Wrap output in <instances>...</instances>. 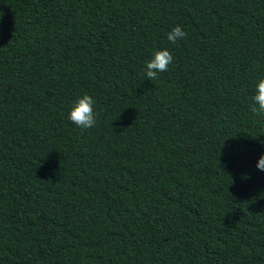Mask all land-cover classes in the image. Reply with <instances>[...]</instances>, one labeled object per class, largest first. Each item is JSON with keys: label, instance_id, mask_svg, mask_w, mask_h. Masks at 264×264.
Returning a JSON list of instances; mask_svg holds the SVG:
<instances>
[{"label": "trees", "instance_id": "obj_1", "mask_svg": "<svg viewBox=\"0 0 264 264\" xmlns=\"http://www.w3.org/2000/svg\"><path fill=\"white\" fill-rule=\"evenodd\" d=\"M260 79L264 0H0V264H264Z\"/></svg>", "mask_w": 264, "mask_h": 264}, {"label": "clouds", "instance_id": "obj_2", "mask_svg": "<svg viewBox=\"0 0 264 264\" xmlns=\"http://www.w3.org/2000/svg\"><path fill=\"white\" fill-rule=\"evenodd\" d=\"M187 33L180 25L175 26L168 34L167 39L175 44L177 39H183ZM173 55L167 49L156 51L153 58L146 62V76L149 80H155L158 73L168 70L169 65L173 62ZM251 111L256 115L264 114V79L258 81L256 94L252 97ZM96 101L93 96L84 94L79 98L70 112L69 119L77 126L83 129H89L97 124V115L94 111ZM258 105V106H257ZM257 168L264 171V155L259 158Z\"/></svg>", "mask_w": 264, "mask_h": 264}]
</instances>
